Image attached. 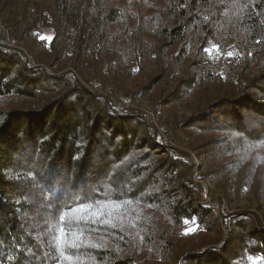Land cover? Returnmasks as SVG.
I'll list each match as a JSON object with an SVG mask.
<instances>
[{
  "label": "trees",
  "instance_id": "trees-1",
  "mask_svg": "<svg viewBox=\"0 0 264 264\" xmlns=\"http://www.w3.org/2000/svg\"><path fill=\"white\" fill-rule=\"evenodd\" d=\"M188 95L196 180L264 198V0H0V264H264L261 207L218 217L162 140Z\"/></svg>",
  "mask_w": 264,
  "mask_h": 264
},
{
  "label": "rangeland",
  "instance_id": "rangeland-1",
  "mask_svg": "<svg viewBox=\"0 0 264 264\" xmlns=\"http://www.w3.org/2000/svg\"><path fill=\"white\" fill-rule=\"evenodd\" d=\"M46 34H49V32L46 31ZM135 91V90H134ZM152 94H155L153 92ZM153 97V96H152ZM152 97L149 99H141L142 106L141 109L146 111L154 120V124L158 126V121L153 113V100ZM185 104L183 106H179L178 102L174 103L173 106L168 107L165 109L164 117L167 119V126L162 127V129L165 130L164 134H162L163 139L167 142L171 141V145L178 148L185 150L190 155V162L192 164V169L190 173V179L194 180L195 182L201 184V186L204 188V192L202 193L203 199L206 201L205 205L207 207H211L215 209V211L218 214V217L221 216V209L220 204L224 206V211L227 213H232L234 210H255L256 206L261 207L260 215L262 220L264 221V198H259L255 195L254 191L256 190V185L254 182H252L251 187L247 190H242L240 194L237 192V188L240 182V179L242 177H235L233 181H230L229 183L223 182L221 179H216L214 182L211 183V181H202V180H196V174L199 170V161L193 152L192 148L198 147L201 144V140L199 138L200 133L197 131H194L193 129H188L186 131V135L188 138L181 137L180 133L176 134V138L174 141H172L171 136V128L172 126L181 121L183 118H187L191 115L192 109L188 106V104L191 102V96H185ZM125 107H135L132 104H128L126 102ZM209 136V135H208ZM205 139V138H203ZM214 166H209V169H213ZM226 188V192H224ZM211 190L213 192L211 197H209L207 191ZM227 194L226 196L224 195ZM205 195V196H204ZM223 239H225L223 237ZM222 239V240H223Z\"/></svg>",
  "mask_w": 264,
  "mask_h": 264
},
{
  "label": "snow or ice",
  "instance_id": "snow-or-ice-1",
  "mask_svg": "<svg viewBox=\"0 0 264 264\" xmlns=\"http://www.w3.org/2000/svg\"><path fill=\"white\" fill-rule=\"evenodd\" d=\"M103 207L110 208V211L102 214L100 210H97L95 212H92L91 217L80 215V213L89 211L90 206H86V207L73 209L72 213H65L64 215L60 217V219L61 220H65V219L81 220V219L91 218L93 223L107 224L110 227H115V225L113 224V220L116 218L114 213L118 210L119 206L113 204L111 206L104 205ZM105 216L107 218H105ZM54 239L58 246V250L62 248L64 245H67L72 248H78L81 246V243L87 244L88 246H92V247L97 246L89 240H82L81 235L75 231H69L68 233H65V230L63 228L59 229L58 235L54 237ZM59 255L69 262H71L73 259L71 256H65L63 251H59Z\"/></svg>",
  "mask_w": 264,
  "mask_h": 264
},
{
  "label": "water",
  "instance_id": "water-1",
  "mask_svg": "<svg viewBox=\"0 0 264 264\" xmlns=\"http://www.w3.org/2000/svg\"><path fill=\"white\" fill-rule=\"evenodd\" d=\"M226 237H227V234L225 233V234H224V238H226Z\"/></svg>",
  "mask_w": 264,
  "mask_h": 264
},
{
  "label": "built area",
  "instance_id": "built-area-1",
  "mask_svg": "<svg viewBox=\"0 0 264 264\" xmlns=\"http://www.w3.org/2000/svg\"><path fill=\"white\" fill-rule=\"evenodd\" d=\"M205 196V195H204Z\"/></svg>",
  "mask_w": 264,
  "mask_h": 264
}]
</instances>
